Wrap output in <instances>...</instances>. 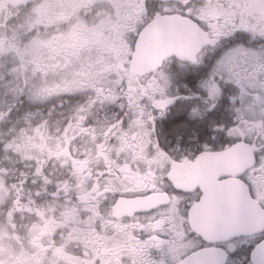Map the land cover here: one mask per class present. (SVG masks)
Returning a JSON list of instances; mask_svg holds the SVG:
<instances>
[{"label": "flooded vegetation", "instance_id": "obj_1", "mask_svg": "<svg viewBox=\"0 0 264 264\" xmlns=\"http://www.w3.org/2000/svg\"><path fill=\"white\" fill-rule=\"evenodd\" d=\"M7 59L40 154L0 185V264H264V0H0Z\"/></svg>", "mask_w": 264, "mask_h": 264}, {"label": "rangeland", "instance_id": "obj_2", "mask_svg": "<svg viewBox=\"0 0 264 264\" xmlns=\"http://www.w3.org/2000/svg\"><path fill=\"white\" fill-rule=\"evenodd\" d=\"M30 20H26L17 26L9 25L14 30V37L21 39L22 41V47L18 50L19 53H21V57L24 59H32L35 58V54L37 53L36 47L38 39L44 38L42 35L35 34L34 31H32L30 27ZM79 26V25H78ZM55 32L59 30L57 27L54 29ZM73 30H69V32H62L64 34L65 39L68 38V36H71L73 33ZM57 34V33H56ZM17 41V40H16ZM18 46V45H17ZM24 47V48H23ZM22 63L23 60L19 61L18 64H15L12 60L7 59V71L4 73L6 76L10 72H14L16 68H18V65ZM25 65H30V63ZM1 66V63H0ZM13 73L11 75H7V79L2 78V75L0 74V86L3 88H0V114L7 110L6 116H2L0 118V185L3 182V177H8V171L10 170V167L16 166V162H22L30 164L28 167L31 166V162H33L36 158V154H40L36 152L33 149V146H31V140H32V131L33 127L30 125L33 121V114L32 112L28 111L32 109V105L28 104L27 102H34L35 96L37 92H40V88L33 89V86H28L26 91L23 92H17L15 93V90L8 87H15V86H9L8 82H16L17 78L14 79L16 76ZM136 83V80L134 81ZM130 85V84H129ZM25 97V101L23 100V103H18V100L20 97ZM5 99H1L4 98ZM127 95H124V103L127 101ZM92 98V97H91ZM140 103L141 102V95L137 96ZM39 103L44 104L43 101L37 100ZM24 104V105H22ZM110 106V103L108 104ZM117 106V104H116ZM134 105H124L125 114L129 118L130 113L132 110V107ZM103 107H105L103 105ZM128 107V111H127ZM21 109H27L23 112V116L21 121H17V117L19 115L18 110ZM33 110V109H32ZM140 110V108H135L133 110L134 117L137 124L141 123L143 120V116L136 117V112ZM34 111V110H33ZM35 113V111H34ZM13 114V116H12ZM36 114V113H35ZM145 114V110H144ZM1 117V116H0ZM93 117L88 116L87 119H91ZM92 120V119H91ZM125 124V120L123 119L122 123H119V125ZM105 128V125L103 123H100L97 126V130H103ZM126 130H133L137 136L140 132V129L137 125V127H131L129 123L125 124L122 129ZM146 128H150V125L147 123ZM120 134V133H119ZM22 145H25L26 148L22 147ZM44 154V153H43ZM2 187V186H0ZM3 199V191H0V200Z\"/></svg>", "mask_w": 264, "mask_h": 264}, {"label": "water", "instance_id": "obj_3", "mask_svg": "<svg viewBox=\"0 0 264 264\" xmlns=\"http://www.w3.org/2000/svg\"><path fill=\"white\" fill-rule=\"evenodd\" d=\"M178 43H179V42L177 41L176 44H178ZM145 49H146L145 45H143V47H142V45L138 47V50H140V51L136 52L133 63L136 61V59H137L138 57H140V52H141V50L143 51V52H142V56H144L143 53H144V50H145ZM162 49H163L162 47L159 48L158 46H155V50H150V51L148 52L147 55H151V54H153V53H151V52L156 51V54H158V55H153L152 57H153L154 59H160V58H162L161 56L164 55V53H162ZM174 50L177 51V49H174ZM139 64L143 65L142 61H141ZM141 65H140V66H141Z\"/></svg>", "mask_w": 264, "mask_h": 264}, {"label": "clouds", "instance_id": "obj_4", "mask_svg": "<svg viewBox=\"0 0 264 264\" xmlns=\"http://www.w3.org/2000/svg\"><path fill=\"white\" fill-rule=\"evenodd\" d=\"M41 55L42 56H47V52L46 51H42Z\"/></svg>", "mask_w": 264, "mask_h": 264}]
</instances>
